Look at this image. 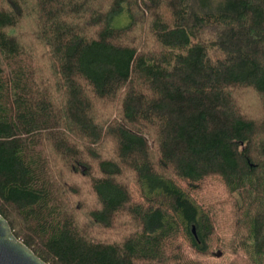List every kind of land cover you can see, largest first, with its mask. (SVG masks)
I'll return each mask as SVG.
<instances>
[{
    "label": "trees",
    "instance_id": "1",
    "mask_svg": "<svg viewBox=\"0 0 264 264\" xmlns=\"http://www.w3.org/2000/svg\"><path fill=\"white\" fill-rule=\"evenodd\" d=\"M0 214L47 264H264V0H0Z\"/></svg>",
    "mask_w": 264,
    "mask_h": 264
},
{
    "label": "water",
    "instance_id": "2",
    "mask_svg": "<svg viewBox=\"0 0 264 264\" xmlns=\"http://www.w3.org/2000/svg\"><path fill=\"white\" fill-rule=\"evenodd\" d=\"M0 264H47L12 232L0 214Z\"/></svg>",
    "mask_w": 264,
    "mask_h": 264
},
{
    "label": "rangeland",
    "instance_id": "3",
    "mask_svg": "<svg viewBox=\"0 0 264 264\" xmlns=\"http://www.w3.org/2000/svg\"><path fill=\"white\" fill-rule=\"evenodd\" d=\"M128 22V16L125 12H121L119 14H115L111 19H110V23L112 26L118 27V26H122L125 25ZM185 238V237H183ZM188 244V243H186ZM213 246V245H212ZM189 258L192 261L195 260H202L203 262H210L211 264H220L221 261L218 259H213V258H202V257H196L193 253H189Z\"/></svg>",
    "mask_w": 264,
    "mask_h": 264
}]
</instances>
